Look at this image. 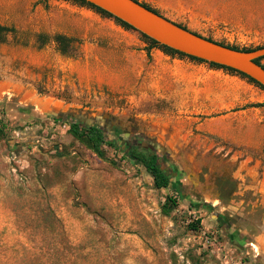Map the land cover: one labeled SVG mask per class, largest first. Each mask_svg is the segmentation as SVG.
Here are the masks:
<instances>
[{"label":"rangeland","instance_id":"374dc122","mask_svg":"<svg viewBox=\"0 0 264 264\" xmlns=\"http://www.w3.org/2000/svg\"><path fill=\"white\" fill-rule=\"evenodd\" d=\"M137 1L264 47V0ZM0 26V264H264V107L244 108L263 89L71 0H0ZM68 118L152 143L173 185L121 141L101 159Z\"/></svg>","mask_w":264,"mask_h":264},{"label":"water","instance_id":"95a60500","mask_svg":"<svg viewBox=\"0 0 264 264\" xmlns=\"http://www.w3.org/2000/svg\"><path fill=\"white\" fill-rule=\"evenodd\" d=\"M127 23L137 32L187 56L215 63L245 74L264 87V67L255 61L264 58V47L242 52L209 41L175 22L156 14L136 0H84ZM56 117V115H52Z\"/></svg>","mask_w":264,"mask_h":264},{"label":"trees","instance_id":"16d2710c","mask_svg":"<svg viewBox=\"0 0 264 264\" xmlns=\"http://www.w3.org/2000/svg\"><path fill=\"white\" fill-rule=\"evenodd\" d=\"M71 1H74V2L80 3L84 6H87L91 9L101 13L102 15H104L106 17H110V18L115 19L116 22L119 23L120 25H122L123 27L136 31L127 23L113 17L111 14H109L106 11L96 7L95 5H92V4H90L84 0H71ZM142 5L145 6L146 8H148L149 10L153 11L154 13L162 15L158 10L153 9L149 5H147L145 3H142ZM178 25L184 29H187L186 27H184L180 24H178ZM9 31H11V29L0 26V35H2L4 32H9ZM142 36L150 43V48H161L165 52L172 54V55H180L182 57H188L194 61H198V62H202V63H208L204 60L194 58L191 56H187V55L180 53L176 50H173L169 47L160 45L155 40H153V39H151V38H149L143 34H142ZM207 39L209 41H213L210 38H207ZM54 40L61 45H66V39L62 35H56ZM219 44H221L223 46H227V47L232 48L234 50L242 51V52H251V51L260 49V48H257V49H250V48L239 49L237 47L228 46V45H225L223 43H219ZM262 60H264V58L257 59L255 62L259 65H262V63H261ZM209 64L214 68L224 69V70H227V71L232 72V73H237V74L241 75L242 77L247 78L250 82L254 83L259 88L264 90V87L262 85H260L258 82L251 79L250 77L246 76L243 73H240L234 69L224 67V66H221V65H218L215 63H209ZM262 66L264 67V65H262ZM247 107H264V103L254 104V105L246 106L244 108H247ZM65 122L70 126V134L76 140H78L80 143L84 144L88 149L92 150L101 159H106V154H105V151L103 149V147L105 145H108V146L113 147V148H121L120 145H118L115 142H112L108 139V136L105 135L104 130L102 129L101 126H97V125L85 126L82 122L76 121L72 118H68ZM127 151H128L129 157L132 160H134L135 162L141 164L143 166V168L145 169V171L154 179V184H155V187L157 189L169 188L173 185L172 177H171L168 169H166L162 165L159 154H157L155 152L153 153V151L149 150V149L133 150L131 148H128ZM177 205H178L177 201L175 199H173L172 197H169L166 204L163 206V213L166 216H169L173 212V210L177 207Z\"/></svg>","mask_w":264,"mask_h":264},{"label":"flooded vegetation","instance_id":"af4514ba","mask_svg":"<svg viewBox=\"0 0 264 264\" xmlns=\"http://www.w3.org/2000/svg\"><path fill=\"white\" fill-rule=\"evenodd\" d=\"M93 125H97V124H93ZM97 126H101V125H97ZM102 129L104 130L105 135L107 136L108 134L111 135V137H108V139L112 142H115L116 144L120 145V141L123 142V147H125V149L131 148L133 150H139V149H149L152 150L153 153H157L161 156L160 153V149H155L152 147V143H148L147 141H142V139L137 138L135 136H132V134L130 133H126L123 135L122 134H117L112 132L111 130L106 131L105 128L102 127ZM174 182V180L172 179V183Z\"/></svg>","mask_w":264,"mask_h":264},{"label":"crops","instance_id":"0c3cea01","mask_svg":"<svg viewBox=\"0 0 264 264\" xmlns=\"http://www.w3.org/2000/svg\"><path fill=\"white\" fill-rule=\"evenodd\" d=\"M169 19V18H168ZM253 115H254V113H252ZM260 116H261V112H259V113H257V120L255 121L254 119H250L249 117H247V119L249 120V121H241L242 122V127L243 128H245V126H248L249 125V123H252V124H255V122H256V124L260 127L261 126V119H260ZM242 119H246L245 118V116H243V117H241ZM246 119V120H247ZM251 121V122H250ZM253 130H258V127H254V129Z\"/></svg>","mask_w":264,"mask_h":264},{"label":"bare ground","instance_id":"6f19581e","mask_svg":"<svg viewBox=\"0 0 264 264\" xmlns=\"http://www.w3.org/2000/svg\"><path fill=\"white\" fill-rule=\"evenodd\" d=\"M258 249V248H257ZM259 252V251H258Z\"/></svg>","mask_w":264,"mask_h":264}]
</instances>
